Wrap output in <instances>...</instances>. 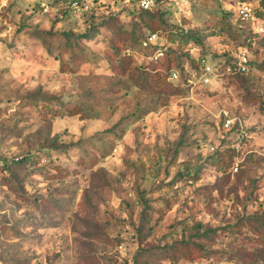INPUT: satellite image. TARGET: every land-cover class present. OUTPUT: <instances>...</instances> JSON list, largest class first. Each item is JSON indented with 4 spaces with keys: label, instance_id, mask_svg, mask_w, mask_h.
I'll use <instances>...</instances> for the list:
<instances>
[{
    "label": "rangeland",
    "instance_id": "obj_1",
    "mask_svg": "<svg viewBox=\"0 0 264 264\" xmlns=\"http://www.w3.org/2000/svg\"><path fill=\"white\" fill-rule=\"evenodd\" d=\"M244 3L264 17L0 0V264H264V34ZM150 33L166 57L146 70Z\"/></svg>",
    "mask_w": 264,
    "mask_h": 264
},
{
    "label": "built area",
    "instance_id": "obj_2",
    "mask_svg": "<svg viewBox=\"0 0 264 264\" xmlns=\"http://www.w3.org/2000/svg\"><path fill=\"white\" fill-rule=\"evenodd\" d=\"M125 1L128 4L135 3L136 5H139L140 8L142 9H138V10H144V11L151 10V8L155 4V0H125ZM252 9L253 8L249 4H246V3L239 4L238 9H237L239 18L244 22L253 23V25L256 27L257 34L262 35L264 34V23L261 20H259V18L257 17V15ZM142 47L143 49H146V50H152L151 51L152 53L147 56L148 61H159L165 55V50H166L165 43H162V39L156 33L150 34L143 41ZM237 66H238L237 68H229V70L231 71V69H233L234 72L235 71L244 72L246 70L244 65L241 62H239ZM210 69H211L210 67L208 66L206 67V70L209 71ZM171 79L172 80L178 79V74L175 72L172 73ZM225 120H226L227 127L232 125L234 122L233 120L229 118H226Z\"/></svg>",
    "mask_w": 264,
    "mask_h": 264
},
{
    "label": "trees",
    "instance_id": "obj_3",
    "mask_svg": "<svg viewBox=\"0 0 264 264\" xmlns=\"http://www.w3.org/2000/svg\"><path fill=\"white\" fill-rule=\"evenodd\" d=\"M256 15H257V17L259 18V20H261L262 22H264V19H263L264 17H263L261 14L259 15V13H258L257 11H256ZM112 30L114 31V33H117V31H116L117 28H112ZM150 34H151V33H150ZM150 34H149V35H150ZM152 34H153V33H152ZM149 35H148V36H149ZM148 36H147V37H148ZM147 37H146V38H147ZM146 38H145V39H146ZM127 39H129V37H128ZM145 39H144V40H145ZM144 40H143V41H144ZM143 41H140V43L142 44ZM144 50H146V49H144ZM149 51H152V50H149ZM166 55H167V54H166ZM165 57H166V56L164 55V57H163L162 59H160L159 61H150L151 63H148L144 68H145V69L148 68V67L150 66V64H153L154 66H155V65H159V63H160L163 59H165ZM146 70H148V69H146ZM235 74H241V75H242V73H237V72H236ZM147 82H148V83H147ZM143 84H145V88H148V89H149V88H150L151 81H150V80L145 81V82H143ZM154 86H155V87H159V85H157L156 83H154ZM153 88H154V87H153ZM154 89H155V88H154ZM177 91H178V88H175V93H176Z\"/></svg>",
    "mask_w": 264,
    "mask_h": 264
}]
</instances>
